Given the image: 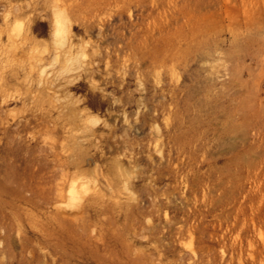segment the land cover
<instances>
[{
    "label": "rangeland",
    "instance_id": "374dc122",
    "mask_svg": "<svg viewBox=\"0 0 264 264\" xmlns=\"http://www.w3.org/2000/svg\"><path fill=\"white\" fill-rule=\"evenodd\" d=\"M0 49V264H264V0H0Z\"/></svg>",
    "mask_w": 264,
    "mask_h": 264
},
{
    "label": "bare ground",
    "instance_id": "6f19581e",
    "mask_svg": "<svg viewBox=\"0 0 264 264\" xmlns=\"http://www.w3.org/2000/svg\"><path fill=\"white\" fill-rule=\"evenodd\" d=\"M1 50V49H0ZM13 75V74H12ZM2 76V75H1ZM2 91V90H1ZM5 91V90H4ZM1 95H3L2 93H1ZM5 95H6V93H5Z\"/></svg>",
    "mask_w": 264,
    "mask_h": 264
}]
</instances>
